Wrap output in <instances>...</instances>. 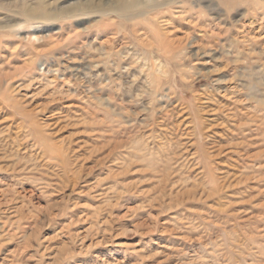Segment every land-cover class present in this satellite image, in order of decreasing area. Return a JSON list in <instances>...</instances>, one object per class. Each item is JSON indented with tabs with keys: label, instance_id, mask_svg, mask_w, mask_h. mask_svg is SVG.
I'll return each mask as SVG.
<instances>
[{
	"label": "rangeland",
	"instance_id": "obj_1",
	"mask_svg": "<svg viewBox=\"0 0 264 264\" xmlns=\"http://www.w3.org/2000/svg\"><path fill=\"white\" fill-rule=\"evenodd\" d=\"M224 2L0 0L1 264H264V0Z\"/></svg>",
	"mask_w": 264,
	"mask_h": 264
},
{
	"label": "bare ground",
	"instance_id": "obj_2",
	"mask_svg": "<svg viewBox=\"0 0 264 264\" xmlns=\"http://www.w3.org/2000/svg\"><path fill=\"white\" fill-rule=\"evenodd\" d=\"M235 1H237V0H235ZM227 6H228V8H232L233 6H232V4L234 3V0H225V2H224ZM255 5H257V6H259V7H264V5H262V4H259V3H256ZM132 10V9H131ZM133 10H134V8H133ZM144 11H146V10H144ZM143 11V12H144ZM133 13V12H132ZM142 13V12H141ZM162 15H158V17H161ZM164 18H165V16H164ZM160 21V20H159ZM167 23V22H166ZM161 24H163V23H161ZM167 30H169V29H167ZM170 31V30H169ZM153 33L155 34V36L156 37H158L159 38V40L161 41V43L162 42H166V41H168V43L169 44H171L172 45V49L174 48V47H179L178 45L177 46H174L175 45V43L174 42H176V40L174 39H168V37H166V36H169L168 34H166V33H162L160 30H154L153 31ZM170 34H172V33H170ZM213 34L214 35H218V33H215V31H213ZM162 36H164V41H162L160 38L162 37ZM179 39V38H178ZM180 41H182V39L180 38ZM210 42V41H209ZM178 43V42H177ZM214 44H217V43H214ZM202 49H203V47H202ZM204 50H206V49H204ZM150 83L152 84V85H154V86H157V81L155 80V79H152L151 81H150ZM218 97V96H217ZM211 112V111H210ZM234 131V130H233ZM214 179V178H213ZM1 264V263H0Z\"/></svg>",
	"mask_w": 264,
	"mask_h": 264
}]
</instances>
